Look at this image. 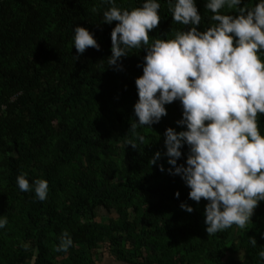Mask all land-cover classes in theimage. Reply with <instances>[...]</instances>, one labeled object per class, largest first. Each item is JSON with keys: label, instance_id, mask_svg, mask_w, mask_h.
<instances>
[{"label": "trees", "instance_id": "trees-1", "mask_svg": "<svg viewBox=\"0 0 264 264\" xmlns=\"http://www.w3.org/2000/svg\"><path fill=\"white\" fill-rule=\"evenodd\" d=\"M258 2L241 0L238 7ZM115 3L131 9L143 0ZM160 3L150 42L190 28L173 20L168 0ZM196 4L203 31L215 23L213 13L206 0ZM109 6L107 0H0V215L8 218L0 228V264H100L110 256L127 264H258L264 200L244 228L208 234L207 200H192L181 176L168 171L174 166L164 155V133L186 128L176 123L179 100L166 104L167 114L151 128L138 126L145 137L138 149L126 145L138 121L135 81L147 50L130 49L108 65L117 23L103 21ZM219 11L237 14L227 5ZM77 25L94 34L99 50L77 52ZM259 121L264 134V114ZM188 152L185 144L178 164H186ZM21 172L30 184L37 177L48 181L46 199L19 188ZM182 202L194 210L182 209ZM64 231L73 244L58 251Z\"/></svg>", "mask_w": 264, "mask_h": 264}, {"label": "clouds", "instance_id": "clouds-1", "mask_svg": "<svg viewBox=\"0 0 264 264\" xmlns=\"http://www.w3.org/2000/svg\"><path fill=\"white\" fill-rule=\"evenodd\" d=\"M107 2L103 21H117L110 34L108 65H117L130 49L147 50L143 74L135 81L139 98L133 107L138 121L131 123L126 145L138 149L145 140L138 126L158 123L167 114L165 105L179 100L183 113L176 123L186 128L168 127L164 133V155L174 166L169 173L181 176L192 200H207L208 234L233 225L244 228L264 200V134L259 127V116L264 114V0L253 7H238L241 0H206L215 23L203 31L197 27L201 14L196 0H168L173 20L190 28L178 30L174 38L151 42L149 32L161 20L160 0H143L131 9L116 6L115 0ZM225 5L236 7L237 14H222L219 10ZM73 44L81 54L89 46L100 48L94 34L79 25L74 27ZM185 144L189 146L186 164H178ZM160 156L155 152L151 163ZM159 167L165 170L163 164ZM26 176L17 175L19 188H34L38 199H46L48 181L37 177L30 184ZM175 195L179 197V191ZM180 207L194 210L185 202ZM7 223V216L0 215V228ZM59 239L58 251L73 244L67 231ZM250 242L257 243L252 237ZM258 256V264H264V249Z\"/></svg>", "mask_w": 264, "mask_h": 264}, {"label": "crops", "instance_id": "crops-1", "mask_svg": "<svg viewBox=\"0 0 264 264\" xmlns=\"http://www.w3.org/2000/svg\"><path fill=\"white\" fill-rule=\"evenodd\" d=\"M100 264H127V263L117 260L113 256H110L102 260Z\"/></svg>", "mask_w": 264, "mask_h": 264}, {"label": "rangeland", "instance_id": "rangeland-1", "mask_svg": "<svg viewBox=\"0 0 264 264\" xmlns=\"http://www.w3.org/2000/svg\"><path fill=\"white\" fill-rule=\"evenodd\" d=\"M101 215H104L105 214V212H103V211H101V212H99Z\"/></svg>", "mask_w": 264, "mask_h": 264}]
</instances>
